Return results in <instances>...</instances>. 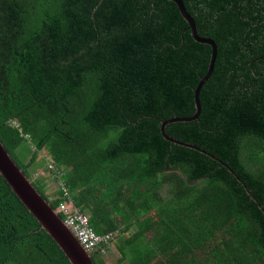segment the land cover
Listing matches in <instances>:
<instances>
[{
  "label": "trees",
  "instance_id": "1",
  "mask_svg": "<svg viewBox=\"0 0 264 264\" xmlns=\"http://www.w3.org/2000/svg\"><path fill=\"white\" fill-rule=\"evenodd\" d=\"M182 1L216 59L165 134L198 149L161 131L212 51L173 1L0 0V141L94 264H264V0ZM0 264H72L1 172Z\"/></svg>",
  "mask_w": 264,
  "mask_h": 264
},
{
  "label": "water",
  "instance_id": "2",
  "mask_svg": "<svg viewBox=\"0 0 264 264\" xmlns=\"http://www.w3.org/2000/svg\"><path fill=\"white\" fill-rule=\"evenodd\" d=\"M173 1L185 19L188 21L191 34L196 41L208 44L212 51L211 57L209 61V65L206 73L199 80L198 84L194 88V105L196 108L195 113L189 117H177L172 120H165L162 122L161 131L166 139L173 140L170 136L165 134V125L170 121L176 120H192L198 117L201 107L199 100V93L204 85V83L210 77L214 63L216 59V42L206 36H200L197 33V28L194 19L192 16L186 11L184 2L182 0H171ZM174 141V140H173ZM175 143L185 145L188 147L197 148L195 145L189 144L184 141H174ZM198 149V148H197ZM201 152H205L203 149H200ZM207 155L217 159L210 152L206 153ZM219 160V159H218ZM222 162L221 160H219ZM223 164L228 167L226 163ZM228 169L232 172L233 170L228 167ZM0 172L5 176V178L10 183L12 189L17 193V195L22 199L23 203L27 206L29 211L38 219L39 222L42 223L43 227L50 233L53 239L57 242L63 252L66 254L68 259L72 262V264H94L91 260V256L88 251L78 242L72 231L69 227L64 223V221L59 217L56 210L51 208L49 202L41 196L39 192L34 188L33 184L30 180H28L23 171L17 166L14 160L10 157L8 152L3 147L0 141ZM235 177L239 179L237 174ZM248 191V190H247Z\"/></svg>",
  "mask_w": 264,
  "mask_h": 264
},
{
  "label": "built area",
  "instance_id": "3",
  "mask_svg": "<svg viewBox=\"0 0 264 264\" xmlns=\"http://www.w3.org/2000/svg\"><path fill=\"white\" fill-rule=\"evenodd\" d=\"M61 189L63 191V195L67 196L68 191L65 190V187ZM58 211L64 215V223L69 227L78 242L87 251L98 244L100 237L95 234L89 225L88 216L79 208L74 206L72 200H61L58 203L57 212Z\"/></svg>",
  "mask_w": 264,
  "mask_h": 264
},
{
  "label": "rangeland",
  "instance_id": "4",
  "mask_svg": "<svg viewBox=\"0 0 264 264\" xmlns=\"http://www.w3.org/2000/svg\"><path fill=\"white\" fill-rule=\"evenodd\" d=\"M42 159V160H40ZM43 159H46V155H44V151L42 150L39 154V160H40V164H41V167L38 168L33 176L34 178H40L41 180H43V183L45 184V189L47 191V193L49 195H53V190L55 188H57V183L59 182V180H55L53 178V175L50 173L48 167H47V164L46 162L43 160ZM46 164V165H45ZM108 255L107 257L109 258H106V262L107 264L111 263V260H110V254H111V251L108 252V250H105V255Z\"/></svg>",
  "mask_w": 264,
  "mask_h": 264
}]
</instances>
